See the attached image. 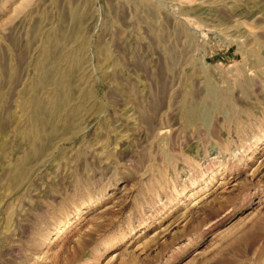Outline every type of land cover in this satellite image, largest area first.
Returning <instances> with one entry per match:
<instances>
[{"label": "rangeland", "instance_id": "374dc122", "mask_svg": "<svg viewBox=\"0 0 264 264\" xmlns=\"http://www.w3.org/2000/svg\"><path fill=\"white\" fill-rule=\"evenodd\" d=\"M0 264H264V0H0Z\"/></svg>", "mask_w": 264, "mask_h": 264}]
</instances>
